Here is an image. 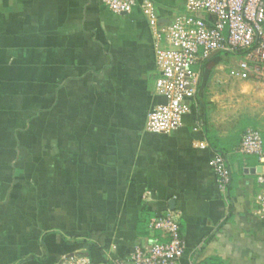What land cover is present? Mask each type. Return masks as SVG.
<instances>
[{
  "label": "crops",
  "instance_id": "1",
  "mask_svg": "<svg viewBox=\"0 0 264 264\" xmlns=\"http://www.w3.org/2000/svg\"><path fill=\"white\" fill-rule=\"evenodd\" d=\"M136 1L117 15L100 0H0V264L69 255L109 264L145 244L148 218L170 208L180 213L182 262L264 264V217L255 213L264 160L237 151L243 130L260 131V122L245 127L222 109L217 68L204 83L207 65L227 73L241 56L217 53L196 66L182 126L148 131L147 113L163 101L153 29L186 0H150L155 22ZM205 126L222 138L239 134L225 153V193L208 164Z\"/></svg>",
  "mask_w": 264,
  "mask_h": 264
},
{
  "label": "built area",
  "instance_id": "2",
  "mask_svg": "<svg viewBox=\"0 0 264 264\" xmlns=\"http://www.w3.org/2000/svg\"><path fill=\"white\" fill-rule=\"evenodd\" d=\"M112 13L131 12L136 0H100ZM143 8L153 22L155 7L143 0ZM184 12L168 24L154 28V57L158 67L155 79L157 94L163 101L147 113L145 127L152 133H170L182 126L190 111L200 82L196 66L217 53L239 54L228 67V75L240 80H264V0H186ZM206 13V18L200 13ZM237 151L264 160L262 134L247 127L241 133ZM208 164L219 192L225 193L231 183V171L225 153L213 151ZM262 165L256 169L257 183L264 188ZM259 169V170H258ZM148 200V191L142 193ZM255 213L264 217V190L255 195ZM146 228L153 235L145 244L134 245L122 257L111 258L109 264H196L193 259L182 262L185 242L180 231V213L166 209L151 215ZM58 264H89L88 259L69 255Z\"/></svg>",
  "mask_w": 264,
  "mask_h": 264
},
{
  "label": "rangeland",
  "instance_id": "3",
  "mask_svg": "<svg viewBox=\"0 0 264 264\" xmlns=\"http://www.w3.org/2000/svg\"><path fill=\"white\" fill-rule=\"evenodd\" d=\"M229 63V62H228ZM228 63H225L226 66ZM214 68L222 72L223 85L226 90L221 89L220 100H222L224 111L232 114L236 120L243 119H259V126L261 132L264 127V80H249V83H243L238 80H231L226 77L227 67L219 69L216 64L206 66V76L204 79L205 85L210 83ZM227 78V79H226ZM226 79V81H225Z\"/></svg>",
  "mask_w": 264,
  "mask_h": 264
},
{
  "label": "trees",
  "instance_id": "4",
  "mask_svg": "<svg viewBox=\"0 0 264 264\" xmlns=\"http://www.w3.org/2000/svg\"><path fill=\"white\" fill-rule=\"evenodd\" d=\"M252 121H253L252 119H246L244 126L246 127L248 124H251ZM204 134L206 136L209 146L214 151H219L221 153H226L232 147H234L236 145L237 139L239 138L238 133H234L226 138L219 137L217 136L215 131L210 130L207 126L204 127ZM262 138H263V146H264V136L263 135H262Z\"/></svg>",
  "mask_w": 264,
  "mask_h": 264
},
{
  "label": "water",
  "instance_id": "5",
  "mask_svg": "<svg viewBox=\"0 0 264 264\" xmlns=\"http://www.w3.org/2000/svg\"><path fill=\"white\" fill-rule=\"evenodd\" d=\"M171 209H173V208H171Z\"/></svg>",
  "mask_w": 264,
  "mask_h": 264
}]
</instances>
